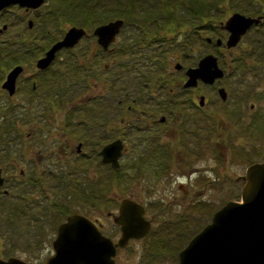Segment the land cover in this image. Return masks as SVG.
Returning <instances> with one entry per match:
<instances>
[{
	"label": "rangeland",
	"instance_id": "1",
	"mask_svg": "<svg viewBox=\"0 0 264 264\" xmlns=\"http://www.w3.org/2000/svg\"><path fill=\"white\" fill-rule=\"evenodd\" d=\"M115 1L43 0L36 10L24 11L16 4L8 5L0 10V27L2 24L6 25V28L0 31V42L7 39L28 41V46H37L34 51L38 54L41 53L40 45L48 46L52 40L60 38L62 33L72 25L87 26L86 33L89 37H84L78 42V47L82 49L85 48L83 43H95L91 34L94 25L114 18H122L124 21L126 16L127 21H124L114 41L109 44L106 57H100V55L97 57V68L102 70L103 64L109 65L106 71L108 81L109 85L113 82L114 86L108 91V104H112L111 110L114 111L113 105L120 99L124 120L130 123V132L125 136L129 148L119 158V166L115 169L109 165L99 166L96 160L71 156L66 165L57 167V173L53 171L52 175L43 179L45 191L40 193L37 188L39 178L34 176L30 179V174L23 176V156L27 157V153H32L26 149L28 124L32 121L34 125L44 126L46 121L52 120L54 127L49 129L53 135L60 137L61 127L58 126L64 122L67 123L70 117L67 118V112L62 110L54 111L53 114L43 110L23 112V88L15 89V93L11 94L12 97L0 88V174L4 178L0 188L1 258L16 256L29 263H40L51 253L50 242L55 235V227L63 220L67 212L76 211L89 217L91 215L98 217L102 232L116 241L119 236L118 228L111 217L106 216V213H115L119 200L122 197H130L143 204L146 218L154 215L157 219L151 223V228L145 237L130 240L124 247L116 249L114 264H177L178 251L210 221L212 213L225 201L239 199L242 182L238 177L243 174L245 167L250 163L259 162L264 157V128H261V124L264 125V86L262 88L261 85L258 86V92L252 98V100L256 98L255 103L252 102L253 108L247 109L256 123L252 127L253 141L247 147V154L237 156L242 150L237 139L246 135L236 133L237 139L230 135L229 140L228 137V139L224 137L229 132L223 131L222 139L219 140H222L221 143L226 147L223 152L228 158H223L224 161L221 163L220 160L215 159L216 151L212 153L210 149L204 155L203 164L195 163L196 159L192 162V164L195 163L194 165H204L203 168L215 167V164H218L220 172L226 167L224 173L218 174V179L226 181L227 177L229 180L237 177L229 188L227 184L222 187L212 183L209 189L195 196L196 204L185 202V200L180 203L181 191L187 188L186 178L180 175L174 183L172 182L174 173H165V170L174 166L177 160L175 155V151L178 150L177 145L173 142L172 146L167 148L160 142V148L156 153H150L151 141H156L165 129V124L155 129L156 118L152 116L163 107L165 97L171 94L169 89L171 88L174 92L178 89V85L173 86L176 77L179 75L184 77L185 68L195 66L198 59L206 53L214 55L212 45H209L205 38L211 39V43H214L213 39L216 37L223 39L227 32L219 23L233 11L253 15L261 9L264 13V0L227 1L224 4L226 10L211 9V14L215 17L212 24L205 27L201 26L197 19H190L188 12L191 10H180L183 15H180L178 19L168 16L170 10L167 11L166 16H161L158 13L159 7H155L158 5H153L154 10L148 12L152 9L149 7L150 3H168L169 5L174 2L173 0H133L130 4L133 5L134 11L139 9L135 8L136 5L139 4L142 7L138 15L135 12L125 14L126 12L116 6ZM118 1L120 4L125 0ZM87 2L94 5V12L92 16H89L92 19L90 24L84 25L82 18L85 17L83 12L85 10L82 8ZM177 8H180L179 4ZM28 19L32 21L30 27L26 24ZM260 24L256 27L259 31H253V34L257 33V35L254 34V39H261L264 36V21ZM260 31L263 36H259ZM123 43L132 44L129 49L123 50L121 47ZM13 47L17 46L13 45ZM93 47L96 46L93 45ZM20 52L17 63L23 64V57H25L23 49H20ZM11 62L4 68L12 66L13 61ZM175 62L180 64L179 69L174 68ZM217 64L223 71L219 81L222 84L230 83L234 77L229 76L224 64L220 62ZM54 66L52 65L44 72L57 71L60 67V65ZM120 71L125 72L124 79H131L134 74H137L140 76L139 82L134 86L130 81L119 83L116 79ZM3 74L4 72L0 69V80ZM145 75L152 76L153 84L147 85V82L142 80V76ZM18 77V84L23 87V74ZM138 84L144 87L140 85L138 89ZM120 85L122 88L119 89ZM97 87L100 88V83ZM214 87V84L209 86L197 81V85L189 88V91L202 92L206 98L203 110L208 114L206 117L210 121L209 126L212 123L219 130H223L226 123L220 120V116L226 104H220ZM94 93L96 89L92 86L90 95L93 96H90L91 109L86 110L88 112L95 110L97 104L103 103L99 102L98 96ZM133 98L136 99L135 102L132 101ZM77 104L79 107L83 105L86 109L88 108V104L80 101ZM127 104L131 106L129 110L126 109ZM83 106L81 110H76L73 114L72 119L76 121L74 130L71 131L68 125L62 129L66 131V134L70 130L69 137L83 135L81 122L88 118ZM162 112V110L157 111L158 114ZM110 114L112 112H109V116ZM134 126L137 128L135 129ZM125 127L128 126L125 124ZM207 133L208 131L205 135ZM143 147L148 149L135 154ZM153 155L157 158H153ZM182 156L180 154V157ZM187 161L189 158L182 157L178 159V164L186 168ZM26 162L32 165L35 160L28 159ZM14 163L15 165L12 166ZM19 170L22 171L21 175ZM227 173L231 175L223 178ZM195 176L193 174L191 178ZM205 177H210V174H205ZM109 178L114 179L113 181L111 179L110 185ZM179 184L181 190L178 189ZM1 189H5L6 194H3ZM24 195L31 197L28 203L23 201ZM100 205H102L101 213L96 210Z\"/></svg>",
	"mask_w": 264,
	"mask_h": 264
},
{
	"label": "flooded vegetation",
	"instance_id": "2",
	"mask_svg": "<svg viewBox=\"0 0 264 264\" xmlns=\"http://www.w3.org/2000/svg\"><path fill=\"white\" fill-rule=\"evenodd\" d=\"M259 11L260 12L249 16H259L260 21L256 24H251L240 36V39L235 45L230 47L225 46L224 41L227 33L223 39L219 38V43H216V39H218V37L213 39L214 43H211V39L207 41L205 38L209 45H212V50L214 52V55H212L215 57L216 63L220 62L224 64L229 76L234 77L228 84H222L219 81L220 78L215 79L211 84H206L200 81L202 84L209 86L214 84L215 87L213 89L216 92L220 104H226V108H224L220 116V120L226 123V126H224L223 130H219L217 126L213 125L212 123L211 126H209L210 121L207 118L208 114L203 110L206 98L202 92L195 91L192 93L193 91H189V88L191 87L183 86L185 73L184 77L182 75L176 77L175 84H173V86L178 85V89H176L174 92L170 88L169 91L171 94L165 97L166 99L164 100L163 107L157 110H162L163 112L158 114L156 111L152 116L153 118H156V125H154L155 129L160 128V126L163 124H165V129L161 132L156 141H151L150 144L152 147L150 153H156L157 149L160 148V142L167 148L172 146V143L175 142L178 147V150L175 151L177 160L174 162V166L172 165L171 168H168L171 170L167 169L165 170V173H174L172 182L180 177V175H183L186 178L185 180L187 183V188H184L181 191L182 199L179 200L180 203L184 202L185 200V202L196 204L194 201L195 196L201 194L205 189H209L212 183L218 184L222 187H225L227 184L229 188V186L234 184L233 181H236L237 177H233L231 180H229L227 177V183L225 180L218 179V174L221 172L224 173L226 167L220 172L218 164H215V167L210 168H203L204 165L202 166L204 155L210 149H212V153L213 151L214 153L216 151L215 159L220 160L221 163L224 161V159L228 158V156L223 152V149L226 147H224V145L221 143L222 140H219L222 139L221 134L223 131L229 132V134H225L224 136L225 138L228 137L229 140L231 138L230 135L237 139L236 133L246 135L240 136L237 139L240 143V147H242V150L237 155L238 157H241L242 155L245 156L247 154V147L253 141L252 127L253 124L256 123L255 120L252 119L253 117L251 116V113L247 111V109L251 110L253 108L252 102L255 103L256 98L253 100L252 98L257 94L258 86L261 85L262 88L264 86V36L262 35V31H260L259 36L263 37H261V39H254V34L257 35V33L254 32L253 34V31H259L256 30V27L261 25L260 23L264 21V13H262L261 9ZM99 24L94 25L93 28ZM219 25L222 27L221 23H219ZM78 27L83 28L86 33L87 26L79 25ZM222 29L224 28L222 27ZM84 37L88 38L89 35L86 33L85 36L79 39V41ZM93 37L95 43H83L85 44V48L81 47L83 50L78 47L79 43H76L69 48L58 49L49 65L44 69L36 68L35 60L43 55L44 51L50 46L51 43L33 61L23 57V65H21L22 70L15 78L14 93L15 89L23 88V112L31 113L33 111L43 110L53 114L54 111L62 110L67 112L68 117H70L67 123L64 122V124L58 126L61 127L60 137L53 135L49 129L54 127L52 120L46 121L44 126L40 124L34 125L32 121H28L29 132L26 133V138L28 140L26 141V149L32 153H27V157L23 156V176L25 174H30V179H33L34 176L38 177L39 179L37 180V188L40 193H44L45 191L43 179L52 175L53 171L58 169L57 167L66 165L71 156H76L77 158H83L86 160H96L99 166L107 167L108 164L101 162L100 156V150L105 144L112 141L113 139H120L122 142L121 155L129 148L125 141V136L130 132V123L127 120H124L123 110L121 107L122 101L120 99L116 101V103L113 105L115 108L114 111L111 110L112 104H108V91L114 86L113 82L109 85L108 81V75L106 71L109 65L107 63L103 64L102 70H98L97 68V57H99V55L100 57H106V54L109 52V50L108 48L102 49L96 43L94 35ZM27 44L29 43H23V52L26 53L28 52V50L25 49ZM92 44L96 47L94 48ZM125 45L131 46V43H123L122 47H125ZM54 64L55 66L60 65L59 69L57 68V71L44 72L52 65L54 66ZM238 69H240V71ZM7 71L3 74L0 84L4 80ZM124 73V71H120L117 74L116 81L119 83L130 81L132 86L139 82L140 76L137 74H134L131 79H124ZM22 74L23 87H20L18 84V76ZM145 76H142V80H144V82L146 81L147 85L153 84L151 79L152 76ZM98 83H100V88L97 87ZM140 85L141 84L137 85L138 89ZM196 85L197 82L195 86ZM92 86L94 89H96V93H94V95H97L99 102L103 103H95L97 104L95 106V110L88 112L86 110L91 109L90 96L93 95H90V89ZM141 86L144 87V85ZM120 88H122V85L119 86V89ZM218 88H223L224 90L222 97H219L217 93ZM1 90L5 91L2 88ZM149 93L151 94L150 90ZM12 96L13 95L10 97ZM199 97H202L201 104L198 103ZM135 100L136 99L133 98L132 101L135 102ZM78 101L88 104L87 109L82 105L87 112L88 118L87 120L81 122L83 124V135L69 137L68 134L70 130L66 134V131L62 129L68 125L69 128L71 127V131L74 130L76 121L72 119L73 114L76 110H81L82 107L78 106ZM130 108L131 106L128 104L126 109L129 110ZM119 110L120 112H118ZM109 112H112L110 116ZM114 117L117 119L116 121L113 119ZM125 124L128 127H125ZM134 127L135 129L137 128V126ZM261 128H264V125L261 124ZM207 131L208 133L205 135ZM35 136L37 137L35 138ZM133 146L135 147V145ZM147 149L148 148L143 147L135 154H138L140 151L145 152ZM180 154L183 155L182 157L189 158L186 168L180 167L178 164V159L182 158L180 157ZM152 157L157 158L155 155ZM28 159L35 160V162L31 165L30 163L26 162ZM193 159H196L195 163L202 164H192ZM211 159L213 160V158ZM263 160L264 157L260 161ZM14 165L15 163L12 164V166ZM21 174L22 171L19 170V175ZM193 174L196 176L192 179L191 175ZM205 174H210V177L206 178ZM243 174L238 177L241 182H243ZM226 175L231 174L227 173L223 176V178H225ZM40 179H42V181ZM2 180H4V178ZM178 189L181 190L180 184L178 185ZM1 192L6 194L5 189H1ZM30 199L31 197L29 195L23 196V201L26 203H28ZM101 207L102 205L96 209L99 210L100 213L102 212ZM69 213L71 212H67L65 217ZM106 216H109L108 213H106ZM87 217L93 220L100 227L102 232L101 222L98 217L94 215ZM149 218L152 219L151 223L154 221V219H157L154 215H151ZM60 222H58V224ZM130 240L135 239H129L127 243ZM112 242L115 241L112 240Z\"/></svg>",
	"mask_w": 264,
	"mask_h": 264
},
{
	"label": "water",
	"instance_id": "3",
	"mask_svg": "<svg viewBox=\"0 0 264 264\" xmlns=\"http://www.w3.org/2000/svg\"><path fill=\"white\" fill-rule=\"evenodd\" d=\"M43 0H0V10L16 4L24 10L36 9ZM260 21V17H251L240 12H231L221 22L227 31L225 46L237 43L240 36L251 25ZM27 20V27L31 26ZM123 26L121 18H114L93 28L96 43L107 49ZM6 27L3 24L0 31ZM85 30L78 26L68 27L62 36L55 40L35 60L38 69L46 68L60 48H69L85 36ZM209 41V38H206ZM216 39V43H219ZM180 68L179 63L174 64ZM22 67L15 65L5 74L0 87L8 95L14 92L16 76ZM184 87L195 86L197 80L211 84L223 76L212 54L198 59L195 66L184 70ZM219 97L223 88H218ZM198 103H202L199 97ZM122 153V142L113 139L100 150L101 162L110 167L118 166ZM3 178L0 175V185ZM242 187L238 200H227L211 215L210 221L196 232L177 253V264H264V160L247 166L242 176ZM144 206L130 198L122 197L115 213L108 212L117 226L119 236L115 242L101 232L100 227L87 216L71 212L56 227L50 242L51 253L38 264H114L116 248H122L129 239L143 238L151 228V218L145 217ZM0 264H37L29 263L16 256L0 257Z\"/></svg>",
	"mask_w": 264,
	"mask_h": 264
},
{
	"label": "trees",
	"instance_id": "4",
	"mask_svg": "<svg viewBox=\"0 0 264 264\" xmlns=\"http://www.w3.org/2000/svg\"><path fill=\"white\" fill-rule=\"evenodd\" d=\"M92 1V0H90ZM153 1V0H152ZM151 1V2H152ZM174 2L170 3L168 5V3H160V4H154V3H150L151 5L149 7H153V5H158L155 7H159V11L158 13L161 16H166L167 11L170 10L169 15H171L173 18L178 19V17L180 15H183V13L180 12V10L185 11V10H191L190 12H188V15L190 17L191 20H195L197 19L199 24L203 27H205L208 24H212L213 18L215 17L214 14H211V9H215V10H226V7H224V4L227 1H231V0H189L188 2L186 0H173ZM249 1V0H247ZM252 1V0H250ZM258 2V0H253ZM117 4L116 6H118V8L122 9L123 12H126L125 14H130V13H137V15L139 14V11L142 9V7L138 4L135 6V8H139L137 11H134V7L132 4L133 0H125L123 3L118 4V0L115 1ZM177 4L180 5V8H177ZM85 6H83L82 9H84V15L85 17L82 18L84 20V25H88L90 24V21L92 20L91 18H89V16L93 15L94 12V5L92 3H86L83 4ZM188 5V6H186ZM154 9L152 8L151 10H149L148 12L153 11ZM174 10V11H172ZM147 12V10L145 11ZM144 12V13H145ZM128 18V17H127ZM126 20V16H125V20ZM167 22V21H166ZM55 40H52V42ZM51 42V43H52ZM19 43V45H18ZM23 43H28V41H23V40H11V39H7L4 40L3 42H0V69L5 73L10 67L14 66V65H23L21 64V62H18L19 56L21 55L20 49H23V45L20 44ZM132 44V43H131ZM13 45L17 46L16 48L13 47ZM47 46H42L40 45V52H42ZM122 47V46H121ZM129 46H125L122 47L123 50L129 49ZM26 50H28V53L23 52V56H25L26 58H28L29 60L31 59H35L39 54L34 51L37 49V46L31 47L26 45L25 47ZM41 54V53H40ZM33 56H35L34 58H32ZM13 61V65L10 66L9 68L5 69L4 66L11 64ZM3 67V68H2ZM6 70V71H4ZM128 105V104H127ZM67 118H68V113H67ZM157 166V164H155ZM119 166V165H118ZM115 169V168H114ZM114 180L113 178H109L108 183L109 185L112 183L111 182Z\"/></svg>",
	"mask_w": 264,
	"mask_h": 264
}]
</instances>
